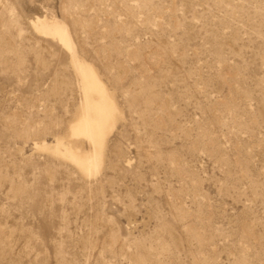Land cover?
I'll use <instances>...</instances> for the list:
<instances>
[{
  "label": "rangeland",
  "instance_id": "obj_1",
  "mask_svg": "<svg viewBox=\"0 0 264 264\" xmlns=\"http://www.w3.org/2000/svg\"><path fill=\"white\" fill-rule=\"evenodd\" d=\"M43 15L120 111L90 179L34 147L80 99ZM0 264H264V0H0Z\"/></svg>",
  "mask_w": 264,
  "mask_h": 264
},
{
  "label": "bare ground",
  "instance_id": "obj_2",
  "mask_svg": "<svg viewBox=\"0 0 264 264\" xmlns=\"http://www.w3.org/2000/svg\"><path fill=\"white\" fill-rule=\"evenodd\" d=\"M29 22L38 36L56 42L69 54L80 94L64 133L52 143L35 142L34 147L72 166L82 178H93L104 164L108 138L120 113L117 103L96 68L79 56L66 23L47 15Z\"/></svg>",
  "mask_w": 264,
  "mask_h": 264
}]
</instances>
